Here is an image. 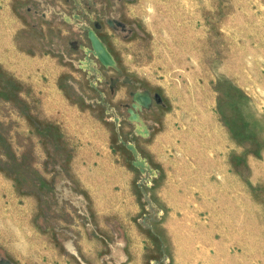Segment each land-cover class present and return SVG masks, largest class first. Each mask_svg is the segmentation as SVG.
<instances>
[{
  "label": "rangeland",
  "instance_id": "rangeland-1",
  "mask_svg": "<svg viewBox=\"0 0 264 264\" xmlns=\"http://www.w3.org/2000/svg\"><path fill=\"white\" fill-rule=\"evenodd\" d=\"M0 264H264V0H0Z\"/></svg>",
  "mask_w": 264,
  "mask_h": 264
},
{
  "label": "trees",
  "instance_id": "trees-1",
  "mask_svg": "<svg viewBox=\"0 0 264 264\" xmlns=\"http://www.w3.org/2000/svg\"><path fill=\"white\" fill-rule=\"evenodd\" d=\"M90 37H91V36H90V35H88V38H89V40H90Z\"/></svg>",
  "mask_w": 264,
  "mask_h": 264
}]
</instances>
